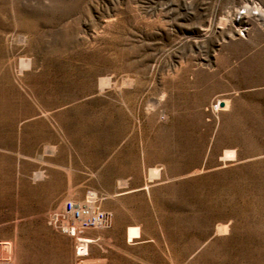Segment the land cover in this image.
Masks as SVG:
<instances>
[{"label": "rangeland", "instance_id": "obj_1", "mask_svg": "<svg viewBox=\"0 0 264 264\" xmlns=\"http://www.w3.org/2000/svg\"><path fill=\"white\" fill-rule=\"evenodd\" d=\"M0 264H264V0H0Z\"/></svg>", "mask_w": 264, "mask_h": 264}, {"label": "bare ground", "instance_id": "obj_2", "mask_svg": "<svg viewBox=\"0 0 264 264\" xmlns=\"http://www.w3.org/2000/svg\"><path fill=\"white\" fill-rule=\"evenodd\" d=\"M239 13V12H238ZM241 13H239V16L237 18H240ZM72 201V200H70ZM68 201H66L67 203ZM73 202V201H72ZM66 203L64 205L65 213L73 219L74 222L77 223V226L81 230L89 229L92 227H108L112 225L113 223V217L110 214H103V217H100L99 212H97L95 209H93L92 204L86 205V209L79 208L77 213L75 211L71 213L66 212ZM75 207L78 208V204H75ZM86 225L84 227L83 225ZM64 229L67 230V227L64 226Z\"/></svg>", "mask_w": 264, "mask_h": 264}, {"label": "built area", "instance_id": "obj_3", "mask_svg": "<svg viewBox=\"0 0 264 264\" xmlns=\"http://www.w3.org/2000/svg\"><path fill=\"white\" fill-rule=\"evenodd\" d=\"M242 14H243V13H242ZM79 208H81V210H82V209H86L87 206H86V207L78 206V208H76L74 202H72V201H68V202L66 203V211H67L68 213H71V212H73V211H75V212L77 213V211H78ZM99 214H100V217H103V214H104V213H99Z\"/></svg>", "mask_w": 264, "mask_h": 264}]
</instances>
